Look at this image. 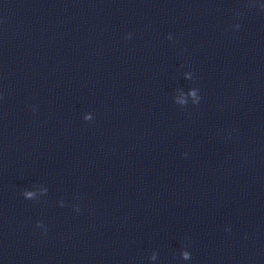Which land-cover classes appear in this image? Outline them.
Returning <instances> with one entry per match:
<instances>
[{
  "label": "water",
  "instance_id": "obj_1",
  "mask_svg": "<svg viewBox=\"0 0 264 264\" xmlns=\"http://www.w3.org/2000/svg\"><path fill=\"white\" fill-rule=\"evenodd\" d=\"M0 264H264V0H0Z\"/></svg>",
  "mask_w": 264,
  "mask_h": 264
}]
</instances>
